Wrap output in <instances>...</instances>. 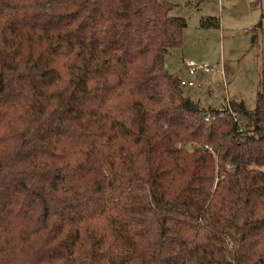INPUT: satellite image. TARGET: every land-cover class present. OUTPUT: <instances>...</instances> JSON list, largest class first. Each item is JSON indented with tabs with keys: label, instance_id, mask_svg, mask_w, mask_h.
<instances>
[{
	"label": "trees",
	"instance_id": "16d2710c",
	"mask_svg": "<svg viewBox=\"0 0 264 264\" xmlns=\"http://www.w3.org/2000/svg\"><path fill=\"white\" fill-rule=\"evenodd\" d=\"M173 6L0 0V264H264V68L202 106Z\"/></svg>",
	"mask_w": 264,
	"mask_h": 264
},
{
	"label": "rangeland",
	"instance_id": "374dc122",
	"mask_svg": "<svg viewBox=\"0 0 264 264\" xmlns=\"http://www.w3.org/2000/svg\"><path fill=\"white\" fill-rule=\"evenodd\" d=\"M169 1L174 4L171 13L187 21L182 46L166 55L171 68L178 74L183 60L211 67L197 73L201 85L196 93L184 86L185 93L206 107L230 102L254 107L264 68V0ZM236 7L240 10L234 11ZM207 18L216 19L218 26H202ZM242 120L248 122L246 117Z\"/></svg>",
	"mask_w": 264,
	"mask_h": 264
},
{
	"label": "built area",
	"instance_id": "2783aa9c",
	"mask_svg": "<svg viewBox=\"0 0 264 264\" xmlns=\"http://www.w3.org/2000/svg\"><path fill=\"white\" fill-rule=\"evenodd\" d=\"M211 70V67L206 65V64H197L193 60H186L184 62V71L186 74L189 75H180L178 76L179 83L181 86H188V87H194L200 85V81L197 80V73L202 71V72H208ZM222 73V70H219ZM224 80V78H223ZM225 86V81L223 82ZM227 106L229 107L231 113L235 115V111L231 109L230 104L228 103Z\"/></svg>",
	"mask_w": 264,
	"mask_h": 264
},
{
	"label": "crops",
	"instance_id": "0c3cea01",
	"mask_svg": "<svg viewBox=\"0 0 264 264\" xmlns=\"http://www.w3.org/2000/svg\"><path fill=\"white\" fill-rule=\"evenodd\" d=\"M173 9V8H172ZM172 11V10H171ZM173 15H176V14H174L173 13ZM169 53V52H168ZM166 59V68H167V70L170 72V73H172V74H174V75H177V76H180V75H185V76H188L189 77V75L188 74H186L185 73V71H184V60L182 61V63H181V66L179 67V73L177 74L176 73V71L174 72L173 70L174 69H172L171 68V66H170V62L167 60V58H165ZM169 68H171L170 70H169ZM219 71V70H218ZM221 73V72H220ZM197 80H198V78H197ZM199 81V80H198ZM201 83V82H200ZM201 85V84H200ZM200 85H198V86H200ZM196 88H197V86H194V87H191L189 90H190V92H194V93H196ZM185 92V91H184ZM187 95H189L188 93H187ZM190 97H192L191 95H189ZM193 98V97H192ZM193 99H195V100H198L199 102H200V104L202 105V103H201V100L200 99H196V98H193ZM202 106H205L206 107V105H202Z\"/></svg>",
	"mask_w": 264,
	"mask_h": 264
},
{
	"label": "water",
	"instance_id": "95a60500",
	"mask_svg": "<svg viewBox=\"0 0 264 264\" xmlns=\"http://www.w3.org/2000/svg\"><path fill=\"white\" fill-rule=\"evenodd\" d=\"M239 10H240L239 7H236V8L234 9V11H239ZM164 65L166 66V62H165ZM189 147H190V145L187 146V148H189Z\"/></svg>",
	"mask_w": 264,
	"mask_h": 264
}]
</instances>
